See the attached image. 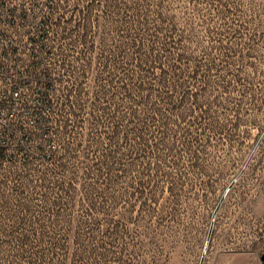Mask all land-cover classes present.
<instances>
[{
  "label": "rangeland",
  "instance_id": "obj_1",
  "mask_svg": "<svg viewBox=\"0 0 264 264\" xmlns=\"http://www.w3.org/2000/svg\"><path fill=\"white\" fill-rule=\"evenodd\" d=\"M152 2L178 49L140 62L115 52L114 0H0L45 80L0 135V263L39 234L46 264H264V0Z\"/></svg>",
  "mask_w": 264,
  "mask_h": 264
},
{
  "label": "trees",
  "instance_id": "obj_2",
  "mask_svg": "<svg viewBox=\"0 0 264 264\" xmlns=\"http://www.w3.org/2000/svg\"><path fill=\"white\" fill-rule=\"evenodd\" d=\"M112 6L115 18L114 43L116 44V53L124 56L123 52L132 51V56H134L136 59L139 58L140 62H142L145 60V58H147V55H150L151 52H154L155 45H158L166 56L168 53L175 54V51L178 49V39L176 37L178 35L174 29V14L172 15L163 13L162 10L158 8L159 3L157 2L154 4L152 0H114ZM151 17L156 20L155 23L150 21ZM121 23H123L122 27H124V25L125 27L122 28V32L120 33L119 24ZM147 38L150 40V42H152H149V51H146V48H143L145 45V39ZM116 56L118 57V54ZM117 57L114 59L115 64L119 62V58ZM116 67L120 68L121 66L120 64H117ZM144 69L145 68H140L139 70L132 71L131 78L133 81L135 80V83H130V85L131 90L133 86H136V91L143 92L145 95L147 93L148 95V93L151 91V88L144 79L145 74L148 72ZM47 84L51 90L55 88V83L53 78H51V75L49 76ZM128 90H130L129 86ZM66 102V105L69 102L73 103L68 94L66 96ZM199 145H202V143ZM1 147L3 150L5 146ZM54 153L55 152H52L48 156L46 154H42L39 155V157L49 159ZM28 157L29 155L26 153L23 154L22 159L27 161ZM0 158H4L3 152H0ZM36 237H39L37 243L39 247L36 250L34 249L31 251L33 256H30L29 261H26L25 264H46V260L52 258L53 256L55 242H53L50 246L44 247L41 243L43 236L38 234ZM27 240V235H24L22 243L28 244ZM27 246H29V244ZM16 264L22 263L17 262Z\"/></svg>",
  "mask_w": 264,
  "mask_h": 264
},
{
  "label": "built area",
  "instance_id": "obj_3",
  "mask_svg": "<svg viewBox=\"0 0 264 264\" xmlns=\"http://www.w3.org/2000/svg\"><path fill=\"white\" fill-rule=\"evenodd\" d=\"M21 51L0 34V135L14 131L8 120L21 117L22 111L29 112L28 104L34 92L38 95L37 102L43 101L44 70L35 73L32 61H24ZM32 123H40L39 118ZM1 141L5 146V140Z\"/></svg>",
  "mask_w": 264,
  "mask_h": 264
},
{
  "label": "water",
  "instance_id": "obj_4",
  "mask_svg": "<svg viewBox=\"0 0 264 264\" xmlns=\"http://www.w3.org/2000/svg\"><path fill=\"white\" fill-rule=\"evenodd\" d=\"M217 208H218V206L216 207V209ZM213 221H214V217L212 218V223H213ZM210 235H211V229L209 230V233H208V236H207V240H206V243H205V248H204V251H203L202 258L204 257V254H205V251H206V247L208 245V241H209ZM262 259L264 260V253L262 255Z\"/></svg>",
  "mask_w": 264,
  "mask_h": 264
}]
</instances>
